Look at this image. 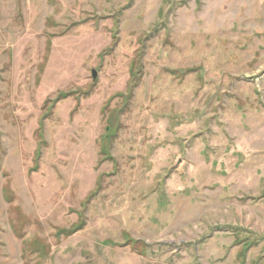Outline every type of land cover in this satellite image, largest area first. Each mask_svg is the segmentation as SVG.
<instances>
[{
    "label": "rangeland",
    "instance_id": "rangeland-1",
    "mask_svg": "<svg viewBox=\"0 0 264 264\" xmlns=\"http://www.w3.org/2000/svg\"><path fill=\"white\" fill-rule=\"evenodd\" d=\"M0 264H264V0H0Z\"/></svg>",
    "mask_w": 264,
    "mask_h": 264
},
{
    "label": "trees",
    "instance_id": "trees-1",
    "mask_svg": "<svg viewBox=\"0 0 264 264\" xmlns=\"http://www.w3.org/2000/svg\"><path fill=\"white\" fill-rule=\"evenodd\" d=\"M110 133H111V129L107 128L106 129V135H104V138H103L104 139L103 142H106L108 134H110Z\"/></svg>",
    "mask_w": 264,
    "mask_h": 264
},
{
    "label": "water",
    "instance_id": "water-1",
    "mask_svg": "<svg viewBox=\"0 0 264 264\" xmlns=\"http://www.w3.org/2000/svg\"><path fill=\"white\" fill-rule=\"evenodd\" d=\"M93 78L95 79L96 78V71H93Z\"/></svg>",
    "mask_w": 264,
    "mask_h": 264
}]
</instances>
